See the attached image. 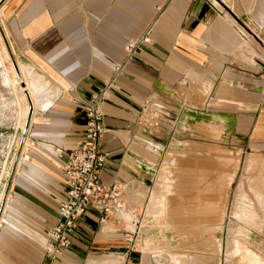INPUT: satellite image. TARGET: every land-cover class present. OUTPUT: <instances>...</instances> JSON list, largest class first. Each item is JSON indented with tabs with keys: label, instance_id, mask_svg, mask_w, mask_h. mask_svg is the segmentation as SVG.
Instances as JSON below:
<instances>
[{
	"label": "crops",
	"instance_id": "obj_1",
	"mask_svg": "<svg viewBox=\"0 0 264 264\" xmlns=\"http://www.w3.org/2000/svg\"><path fill=\"white\" fill-rule=\"evenodd\" d=\"M213 1L0 0L34 103L0 222V264L40 263L66 198L56 150L82 142L92 97L105 129L99 178L121 191L129 212L142 208L162 153L184 128L195 135L213 125L264 152V0ZM235 23L252 29L255 43ZM129 42L138 43L130 56ZM125 227L101 224L88 209L53 264H149Z\"/></svg>",
	"mask_w": 264,
	"mask_h": 264
},
{
	"label": "rangeland",
	"instance_id": "obj_2",
	"mask_svg": "<svg viewBox=\"0 0 264 264\" xmlns=\"http://www.w3.org/2000/svg\"><path fill=\"white\" fill-rule=\"evenodd\" d=\"M236 26L253 42L252 29L242 23ZM0 29L3 196L5 188L9 193L13 186L12 162L18 156L17 142L22 143L29 108L11 69L13 62L28 65L13 49L1 13ZM258 47L264 54V44ZM224 136L213 125H200L195 135L186 128L179 131L161 155L142 208L124 215L125 228L134 232V250L146 255L149 264H264V152L255 155L246 141ZM26 210L33 217L39 215L35 207Z\"/></svg>",
	"mask_w": 264,
	"mask_h": 264
},
{
	"label": "built area",
	"instance_id": "obj_3",
	"mask_svg": "<svg viewBox=\"0 0 264 264\" xmlns=\"http://www.w3.org/2000/svg\"><path fill=\"white\" fill-rule=\"evenodd\" d=\"M137 42H129L126 53L130 56L137 48ZM99 99L92 97L84 105L85 130L82 142L72 150H56L63 162V178L66 198L57 208V220L46 234V242L39 264H53L69 245V232L76 221L88 209L98 213L99 223H123V216L129 212L119 189L102 184L99 172L104 163L100 140L105 129L102 114L98 109ZM156 114L150 115L148 124H155Z\"/></svg>",
	"mask_w": 264,
	"mask_h": 264
},
{
	"label": "bare ground",
	"instance_id": "obj_4",
	"mask_svg": "<svg viewBox=\"0 0 264 264\" xmlns=\"http://www.w3.org/2000/svg\"><path fill=\"white\" fill-rule=\"evenodd\" d=\"M1 31H0V37H1V39H2V41H3V36L1 35V32H2V29H0ZM9 47V46H8ZM6 48V47H5ZM6 51H7V49H6ZM12 52V51H11ZM7 54H8V57L10 56L9 55V53H8V51H7ZM10 58V57H9ZM12 66H13V68H14V70H13V68H11L12 69V72L15 74V75H17V77H15L16 79L18 78V81H19V84H22V85H20V87L22 88V92L24 93L23 95L25 96V98H26V100H27V104H28V108H29V111H28V113H27V118H26V122H25V126H24V129H23V132H24V134H22V136L23 137H21V139H22V143L20 144V142H17V144L19 143V145H18V147H17V149H19V152H18V156H16L17 158H16V161H15V163L14 162H12V164H13V167H14V169H16L15 170V173L17 172V170H18V167H19V164H20V161H21V158H22V153H23V150H24V147H25V144H26V142H27V137H26V134L28 133V131L30 130V129H28L29 128V126L31 125V123H32V120H33V116H34V103H33V100H32V97H31V95H30V93H29V91H28V87H27V84H26V82H25V79H24V76H23V74H22V71H21V69H20V66H19V64H18V62H13L12 63ZM15 71V72H14ZM20 139V140H21ZM19 140V141H20ZM12 166V165H11ZM8 175H10V172H9V174ZM9 177H11V175L9 176ZM14 180V179H13ZM14 182V181H13ZM2 185H4V184H2ZM5 186H6V184H5ZM8 187V186H7ZM11 189H12V187H10V191H11ZM10 191H9V193H8V189L6 190V188H5V191L3 192L4 194H3V196L0 194V204H1V206H0V222H1V220H2V216H3V213H4V210H5V207H6V203H7V200H8V198H9V196H10ZM3 197V198H2ZM130 200V199H129ZM137 203H139V202H137ZM140 205H141V203H140Z\"/></svg>",
	"mask_w": 264,
	"mask_h": 264
}]
</instances>
